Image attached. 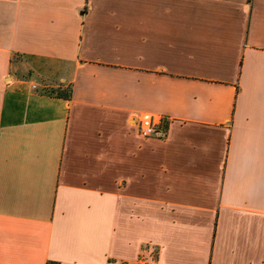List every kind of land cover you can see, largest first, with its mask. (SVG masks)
<instances>
[{
	"label": "crops",
	"instance_id": "0c3cea01",
	"mask_svg": "<svg viewBox=\"0 0 264 264\" xmlns=\"http://www.w3.org/2000/svg\"><path fill=\"white\" fill-rule=\"evenodd\" d=\"M143 260L264 264V0H0V264Z\"/></svg>",
	"mask_w": 264,
	"mask_h": 264
},
{
	"label": "built area",
	"instance_id": "2783aa9c",
	"mask_svg": "<svg viewBox=\"0 0 264 264\" xmlns=\"http://www.w3.org/2000/svg\"><path fill=\"white\" fill-rule=\"evenodd\" d=\"M139 133L145 139H165L168 135L166 121L163 118L141 117L137 121ZM141 264H148L145 260ZM154 264V263H152Z\"/></svg>",
	"mask_w": 264,
	"mask_h": 264
},
{
	"label": "trees",
	"instance_id": "16d2710c",
	"mask_svg": "<svg viewBox=\"0 0 264 264\" xmlns=\"http://www.w3.org/2000/svg\"><path fill=\"white\" fill-rule=\"evenodd\" d=\"M53 94H56L57 96L64 98L66 100L70 99L72 97V90L66 89V90H53ZM48 264H59L57 262H49Z\"/></svg>",
	"mask_w": 264,
	"mask_h": 264
}]
</instances>
